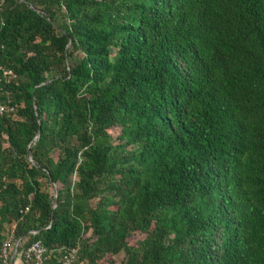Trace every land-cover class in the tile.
<instances>
[{"label": "trees", "instance_id": "trees-1", "mask_svg": "<svg viewBox=\"0 0 264 264\" xmlns=\"http://www.w3.org/2000/svg\"><path fill=\"white\" fill-rule=\"evenodd\" d=\"M0 65V264H264V0H0Z\"/></svg>", "mask_w": 264, "mask_h": 264}, {"label": "built area", "instance_id": "built-area-1", "mask_svg": "<svg viewBox=\"0 0 264 264\" xmlns=\"http://www.w3.org/2000/svg\"><path fill=\"white\" fill-rule=\"evenodd\" d=\"M13 74L11 69H5L0 65V89L2 85L3 78H7ZM4 110V105H0V111ZM13 235H11L8 240L5 242L3 246V253L5 257V264H11L12 254L16 249L17 244L20 245V240L14 242L12 239ZM79 247H75L72 249L66 250L64 255L61 257L60 262L61 264H74L75 261L78 259ZM52 251L48 250L41 241L33 242L29 247L26 248L24 252V257L27 262L40 264L44 262Z\"/></svg>", "mask_w": 264, "mask_h": 264}, {"label": "rangeland", "instance_id": "rangeland-1", "mask_svg": "<svg viewBox=\"0 0 264 264\" xmlns=\"http://www.w3.org/2000/svg\"><path fill=\"white\" fill-rule=\"evenodd\" d=\"M60 22L62 21V17H59L58 19ZM110 132L113 134L114 138H116L119 134V129L117 127L111 128ZM53 190V189H52ZM91 232L87 233L86 236H90ZM145 235L137 232L134 235H132L128 240L129 243L132 245H137V242L144 238ZM126 253L121 252L117 255L110 256L106 259V264H123L126 260Z\"/></svg>", "mask_w": 264, "mask_h": 264}, {"label": "water", "instance_id": "water-1", "mask_svg": "<svg viewBox=\"0 0 264 264\" xmlns=\"http://www.w3.org/2000/svg\"><path fill=\"white\" fill-rule=\"evenodd\" d=\"M55 193H56V195H57V190H55ZM56 204H57V202H56ZM53 220H54V216H53V218H52V221H53ZM18 248H19V244H17V246H16V249H15V251H14L13 257H12V259H11V264H13L14 259H15L16 255L18 254Z\"/></svg>", "mask_w": 264, "mask_h": 264}, {"label": "crops", "instance_id": "crops-1", "mask_svg": "<svg viewBox=\"0 0 264 264\" xmlns=\"http://www.w3.org/2000/svg\"><path fill=\"white\" fill-rule=\"evenodd\" d=\"M12 257H13V254H12ZM13 264H24V263H23V261H22L19 257H17V255H16Z\"/></svg>", "mask_w": 264, "mask_h": 264}]
</instances>
